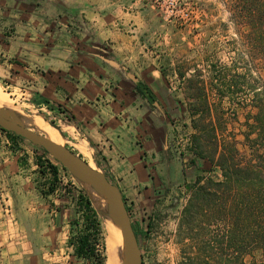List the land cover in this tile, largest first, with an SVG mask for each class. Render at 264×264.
<instances>
[{
  "label": "crops",
  "instance_id": "obj_1",
  "mask_svg": "<svg viewBox=\"0 0 264 264\" xmlns=\"http://www.w3.org/2000/svg\"><path fill=\"white\" fill-rule=\"evenodd\" d=\"M27 2L15 0L10 8L9 0H0V78L8 94L39 108L51 107L74 122L94 151V164L118 186L130 220L147 237L153 227L145 219L161 212L169 220L175 196L185 187L183 165L175 163L160 134L152 133L156 109L135 90L138 79L156 102L163 103L171 87L159 73L157 56L148 55L144 47L147 1H47L63 9L65 24L58 29L73 60L57 57L55 43L44 47L35 38L40 24L37 4L43 2L30 0L33 6L25 10ZM127 70L134 71L133 80ZM154 73L157 80L151 77ZM41 151L34 145L20 146L0 129V217H5L0 220V264H91L68 242L72 222L81 220L80 211L67 195H44L37 187ZM192 160L194 166H187L190 177L202 170ZM13 200L20 205V215L27 217L20 223L13 219ZM178 223L179 217L169 222L170 232L177 231ZM165 241L170 243L172 237Z\"/></svg>",
  "mask_w": 264,
  "mask_h": 264
},
{
  "label": "rangeland",
  "instance_id": "obj_2",
  "mask_svg": "<svg viewBox=\"0 0 264 264\" xmlns=\"http://www.w3.org/2000/svg\"><path fill=\"white\" fill-rule=\"evenodd\" d=\"M31 1L43 2L37 4L41 11L38 9L37 12V21L40 24L35 38L44 47L55 43L54 47L58 51L54 53L57 57L73 60L72 55L66 54L69 50L71 51L70 46L67 45L69 43L61 42L63 38L58 29L65 24L63 9L56 6L57 4L52 5L47 2L57 0ZM146 1L148 5L143 12L145 16L144 47L148 55L157 56L156 64L159 73L169 87L171 86L169 98L165 99L168 102H156V105L151 106L156 109L152 110L153 115H156V119L152 121L154 123L152 133L160 134L163 145L166 146L175 163L177 160L178 166L183 165L185 187L183 192L174 195L178 199L175 201L176 208L172 211L173 213H169V220L166 214L161 212L154 214L153 219H150L151 217L145 219L151 222L153 229L147 237L143 235L138 237L142 262L143 264H258L262 260L263 251L257 245H253L249 250H246L247 246L243 249L237 248L235 252L232 246L226 248L225 245L221 249L215 243H211V233L222 229L220 224L219 227L213 222L211 225V210L206 215L197 216L192 232L187 230L185 224L180 229L177 227L175 233L170 232L168 226L173 218L180 219L181 212L192 197L199 180L201 185L207 179H221L220 167L213 165L218 160L221 150L224 149V154L230 157L233 142L239 151L236 155L237 160L246 161L250 157L252 160L256 158L249 148L245 133L252 129V116L256 112V108L251 103L254 96L252 89L264 85L262 56L264 46L260 41L263 32L262 30L254 31L253 26L249 24L252 19L249 12L253 7L256 10L259 8L256 7L257 5H251L249 0ZM9 2L12 8L15 0H9ZM28 2L25 3V10L33 6ZM253 20L256 23L262 21L258 13ZM53 26H56L58 30ZM54 37L56 40L52 41L51 38ZM15 57L16 55L10 58ZM121 68L125 69L123 66ZM126 74L133 80L134 71L127 70ZM151 77L157 80L158 76L154 73ZM8 92L10 89L0 78V104L7 105L2 107H8L18 115L27 118L23 121L13 117L16 122L20 121L33 127L41 135H43L41 129L33 122L35 118L54 124L53 126L65 140L63 144L84 158L90 166L95 165L94 151L82 139L78 131L76 132L73 121L60 117L51 110V107H36L33 101L21 99V97L14 98L16 95L12 96ZM146 103L143 101V104L146 105ZM16 141L20 146L32 145L24 138H16ZM42 156L45 160L53 161L60 169L63 181L57 180L58 195H63L60 192L62 186L69 185L67 197L73 204L72 207L79 210L76 203L72 202L74 201L72 197L75 198L78 192L82 190L85 192V190L75 179L76 177L48 154L44 153ZM193 158L202 167L201 173L197 171L194 174L196 178L194 175L190 177L187 171L189 166H194ZM99 169L103 170L100 167ZM39 177L37 187L40 191L46 190L48 179L51 177L50 173L45 170V173L41 174L39 171ZM181 198L183 201L179 200ZM168 201L169 205L172 199ZM2 206L4 207V204ZM10 207L16 209V216L13 215L14 220L20 223L21 220L27 219L26 216L20 215L18 201L13 200ZM207 207L208 204L204 203L203 211ZM4 219L5 217H0V220ZM98 219L99 237L104 241L106 229L104 227L103 230L102 217L98 215ZM171 237L172 241L166 243L165 240ZM238 249L243 250L242 254ZM100 254L103 255L105 264V246ZM120 254V250L110 257L106 254V264L107 262L123 264Z\"/></svg>",
  "mask_w": 264,
  "mask_h": 264
},
{
  "label": "trees",
  "instance_id": "obj_3",
  "mask_svg": "<svg viewBox=\"0 0 264 264\" xmlns=\"http://www.w3.org/2000/svg\"><path fill=\"white\" fill-rule=\"evenodd\" d=\"M249 1L251 5H257L256 7L259 8L256 10L253 7L249 12L252 18L249 24L253 26L254 31L262 30L263 36L260 41L264 46V0ZM257 13L262 19L258 23L253 20ZM262 50L264 60V48ZM134 84L136 92L145 98L151 106L157 104L155 96L145 83L135 79ZM252 92L254 96L251 103L256 108V112L252 116V129L245 133V138L256 158L252 160L250 157L246 161L237 160L236 155L239 151L233 142L230 157L224 154V149L221 150L218 160L213 164L220 167L221 179H207L201 185L199 184L200 180L197 182L192 197L181 212L178 229L185 224L187 230L192 232L197 216L199 214L206 215L211 210V225L212 222L217 227H219V224L222 225L220 231L211 233V243H215L221 249L225 245L226 248L232 246L234 251L237 248H246L245 246L248 247L246 250H249L253 245H257L263 251L262 260L258 264H264V85L253 87ZM0 129L5 131L12 140L22 138L12 132ZM44 153L42 150L37 158V163L41 174H44L46 170L42 167L44 162L46 161L48 164L46 167H48L47 171L51 177L48 179L47 189H41V193L46 195L56 189L58 166L53 164L50 159L45 160L42 156ZM75 203L80 211L81 220L72 222L73 231L68 238V242L73 245L76 255L86 257L92 260L94 264H104L103 255L95 252L94 247V242L100 236L98 215L83 190L78 192ZM204 203L208 204V207L203 211ZM125 206L130 217V210L126 202ZM102 227H104L103 222ZM132 227L138 239L141 233L133 223ZM101 244L104 250L105 239L104 241L101 239ZM238 250L240 253L243 251ZM106 259L105 246V264Z\"/></svg>",
  "mask_w": 264,
  "mask_h": 264
},
{
  "label": "water",
  "instance_id": "obj_4",
  "mask_svg": "<svg viewBox=\"0 0 264 264\" xmlns=\"http://www.w3.org/2000/svg\"><path fill=\"white\" fill-rule=\"evenodd\" d=\"M13 117L23 121L27 119L26 117L18 115L8 108L0 107V128L24 138L35 147L43 150L53 160L70 172L72 176L88 177L91 179L93 185L102 193V195L106 197L109 202V205L101 206L99 208L100 211L96 209L91 202L97 215L103 217L101 213H106L107 216L118 226L122 237L123 248L132 258L131 264H143L139 240L134 233L129 214L125 206V201L123 200L118 186L111 180L106 172L99 169L96 164V168H92L84 158L75 153L70 147L51 141L34 130L33 127H30L20 121L19 122L21 124L16 122Z\"/></svg>",
  "mask_w": 264,
  "mask_h": 264
},
{
  "label": "bare ground",
  "instance_id": "obj_5",
  "mask_svg": "<svg viewBox=\"0 0 264 264\" xmlns=\"http://www.w3.org/2000/svg\"><path fill=\"white\" fill-rule=\"evenodd\" d=\"M3 105H5V104L1 103L0 107H2ZM5 106H7V105H5ZM33 122L36 123L39 126V128L41 129L42 134L46 138L50 139L51 141H53V142H55L57 144L64 145L63 144L64 141H65L64 138L62 137L60 132L57 130V128H55L53 125L48 124L46 121H43V119L40 120V119H37V118H35L33 120ZM33 125H35V124H33ZM62 130H63V128H62ZM94 166H91V167L94 168ZM75 179H77V181L79 182L81 187L86 191L88 197L90 198L93 206L96 209H98L100 211L99 208L101 206L109 205V202L107 201L106 197L104 195H102V193L93 185V183H92L90 178H88V177H78L77 176ZM101 215L103 216L102 217V222H103L104 227L106 229V240H105L106 254L110 257L114 252L120 250V252H121L120 259L123 262V264H131V262H132L131 256L123 248L122 237H121V234H120V229L113 222V220L110 219L107 216L106 213H101ZM104 227H103V229H104ZM107 264H108V262H107Z\"/></svg>",
  "mask_w": 264,
  "mask_h": 264
},
{
  "label": "built area",
  "instance_id": "obj_6",
  "mask_svg": "<svg viewBox=\"0 0 264 264\" xmlns=\"http://www.w3.org/2000/svg\"><path fill=\"white\" fill-rule=\"evenodd\" d=\"M157 1V0H156ZM163 2V0H160ZM159 1V2H160ZM53 164H55L53 161H51ZM48 164L47 162L45 161L44 164H43V168H46V170H48V167H46ZM56 165V164H55ZM61 173H59V170H58V179L62 180V176L60 175ZM63 181V180H62ZM58 191L59 189L56 188L53 192L54 194L58 195ZM69 185H64L62 186V188L60 189V192L63 194V195H68L69 194ZM72 199L74 200L75 202V198L72 197ZM94 247H95V252L97 253H101L102 251V244H101V237L98 236V239L96 240V242H94Z\"/></svg>",
  "mask_w": 264,
  "mask_h": 264
}]
</instances>
